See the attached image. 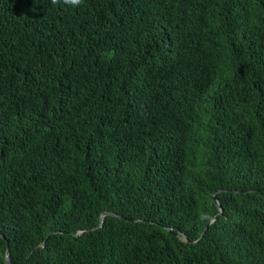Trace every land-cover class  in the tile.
<instances>
[{"label": "trees", "instance_id": "1", "mask_svg": "<svg viewBox=\"0 0 264 264\" xmlns=\"http://www.w3.org/2000/svg\"><path fill=\"white\" fill-rule=\"evenodd\" d=\"M6 248L264 264V0H0Z\"/></svg>", "mask_w": 264, "mask_h": 264}, {"label": "water", "instance_id": "2", "mask_svg": "<svg viewBox=\"0 0 264 264\" xmlns=\"http://www.w3.org/2000/svg\"><path fill=\"white\" fill-rule=\"evenodd\" d=\"M215 193H216V192H214V193L211 194V199H212V202H213L214 206L217 208V211H218V212H217L216 215H214L212 218H210V220H208V222H207L206 225L204 226V228H203V230H202L200 236L198 237V239H197L195 242H197V241L201 238L202 234L205 232V230L207 229L208 225L211 224V223H212V222H213V221L219 216V214H220V207H219L217 201H216L215 198H214V194H215ZM105 216H113V217H117V218H119V219H123L121 216H118V215H115V214H112V213H108V212H104V213H101L100 216H99L98 227L102 224L103 218H104ZM80 233H81V232H78V233H76V234H74V235H79ZM180 235H181V237H182V240H183L184 242H187V240L185 239V237H184L182 234H180ZM42 245H43V244H42ZM42 245H41V247H42ZM4 259H5V262H6L7 264H14V263L10 262V260H9L8 249H7V248H6V250H5Z\"/></svg>", "mask_w": 264, "mask_h": 264}, {"label": "clouds", "instance_id": "3", "mask_svg": "<svg viewBox=\"0 0 264 264\" xmlns=\"http://www.w3.org/2000/svg\"><path fill=\"white\" fill-rule=\"evenodd\" d=\"M52 2L55 4L57 0H52ZM64 2L66 4H70L73 7H78L83 2V0H64Z\"/></svg>", "mask_w": 264, "mask_h": 264}]
</instances>
